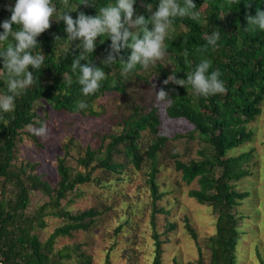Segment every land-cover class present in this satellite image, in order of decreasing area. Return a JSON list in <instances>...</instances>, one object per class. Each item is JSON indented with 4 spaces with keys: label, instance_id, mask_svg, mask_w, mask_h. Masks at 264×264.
I'll return each instance as SVG.
<instances>
[{
    "label": "trees",
    "instance_id": "trees-1",
    "mask_svg": "<svg viewBox=\"0 0 264 264\" xmlns=\"http://www.w3.org/2000/svg\"><path fill=\"white\" fill-rule=\"evenodd\" d=\"M53 2L58 9L62 7V0ZM81 2L82 0H69L71 5H79ZM114 2L115 0H93L91 6L80 4L71 15L75 18L79 11L96 15L99 7ZM245 2L247 0H195L196 11L200 13L199 22L176 18L173 25L176 32L165 40L174 67L167 68L161 63L154 67V71L159 73V90H165L171 98L167 108L169 116L189 120L204 144L200 151L204 155L202 160L185 162L176 153L173 157L183 180L188 184L195 180L199 183V188L189 191L190 196L200 203L211 204L217 215L216 232L207 240L211 249L210 264L237 263L241 234L239 221L245 218L238 207L250 193L238 190L235 182L251 174L247 165L253 152L248 151L238 156L227 154L252 139L253 132L247 125L261 114L264 101V31L245 30L246 15H254L257 7L264 9V0H252V5L248 8L245 7ZM149 3L155 10L158 0H136L134 16L150 15L147 10ZM8 17L10 12L6 10L4 0H0V21ZM64 27L62 21H52L50 28L38 37L40 48L38 45L36 51L41 50L45 55V65L33 72L34 83L17 98L15 111L0 114V178L14 183L16 189L13 197L9 198L5 191L0 195V261L2 264H57L58 259L55 254H51L57 239L90 229L102 214L97 207L73 212L63 205V200L79 185L93 181L101 183V178L94 174L99 168L112 174H121L129 163L141 170L144 163L148 162L150 171L147 173V183L152 198L150 226L154 242L151 264H162L165 240L159 232L157 216L165 213L166 209L159 204L164 194L160 191L157 174L159 152L166 146L169 138L160 133L161 120L157 108L145 112L142 106H136L132 113L123 118L122 131L110 136L111 141L102 156L98 155L99 151L89 147L86 156L78 159L83 170L73 174L67 159L59 157V181L56 186L33 172L35 164L28 163L21 167L14 164L18 145L23 140V131L28 126L44 124L45 119L37 110L40 103H47L56 111L99 115L100 112L94 107L98 99L109 93L125 92L127 80L122 81L120 78L119 61L112 66L102 63L110 51L111 41L106 37H98L96 49L93 54H89L91 57L88 62L102 67L106 72V79L94 95L84 97L81 94L76 74L71 72L73 59L80 53V41H67ZM213 30L219 31L221 35L217 47H209L204 52L197 51L206 43L205 34H211ZM130 51L122 49L121 55L126 59ZM202 58L211 59L212 69H219L222 73L220 79L226 89L223 94L197 96L190 85L184 87L172 82L167 85L163 83L169 75L186 79ZM144 70L147 69L138 66L129 79L133 76L144 78L141 74ZM69 76L73 80L71 87L64 82V78ZM5 90L6 71L0 63V92ZM81 100L88 107L78 110L76 105ZM145 131L153 135L146 143L142 141ZM29 135L38 142L37 136L32 133ZM192 136L195 137L194 133ZM120 154L124 155L123 161L117 159ZM32 190L43 191L50 200L34 213H28ZM48 214L63 219V224L46 241H42L34 233V228L45 227L44 216ZM169 226L173 229L175 224L170 223ZM188 228L192 237L197 240L196 231L190 226ZM59 256L64 258V252H60ZM106 264H110V254ZM174 264L181 263L175 260ZM195 264L205 263L200 257Z\"/></svg>",
    "mask_w": 264,
    "mask_h": 264
},
{
    "label": "rangeland",
    "instance_id": "rangeland-1",
    "mask_svg": "<svg viewBox=\"0 0 264 264\" xmlns=\"http://www.w3.org/2000/svg\"><path fill=\"white\" fill-rule=\"evenodd\" d=\"M12 3L4 0V5ZM174 32L175 27L171 35ZM158 63L167 68L174 67L171 54L166 51L160 60L141 71L144 78L133 76L127 80L125 92L109 93L98 99L94 107L99 115L56 111L49 104L40 103L37 110L45 119L48 135L37 137L36 142L29 135L32 132L28 126L23 131L14 164L17 167L35 164L33 172L56 186L59 181V157L67 159L75 174L83 170L78 159L86 156L89 147L99 151V156L103 155L111 141L110 136L122 131L123 118L136 106H142L145 112L157 108L161 120L160 133L169 138L158 156L157 182L164 194L159 204L166 209L165 213L157 216L159 232L165 240L162 264H174L175 260L181 264H195L200 257L205 264H210L211 249L207 240L216 232L217 215L211 204L200 203L190 196L189 191L199 188V183L197 180L191 184L184 181L173 157L176 153L185 162L202 160L204 155L200 151L204 144L199 134L194 132V124L185 118L170 117L167 111L169 103L157 102L160 84L159 73L154 71V67ZM261 108V114L247 125L253 132L252 139L227 154L238 156L253 152L247 165L251 174L235 182L238 190L250 193L238 207L245 218L239 221L241 234L236 264H264V101ZM151 138L153 135L149 131L143 132L142 141L146 143ZM117 159L123 161L124 155H118ZM149 171L148 162L141 170L129 163L121 174L99 168L94 174L101 178V183L93 181L79 185L63 200V205L73 212L97 207L102 214L90 229L57 239L51 253L58 259L57 264H106L109 254L110 264L152 263L154 242L150 226L152 198L147 183ZM3 191L9 198L15 196L14 183L0 178V195ZM49 200L43 191L32 190L28 213H34ZM44 220L45 227L34 228V233L42 241H46L63 224V219L52 214L45 215ZM170 223L175 224L173 229H170ZM188 226L196 231L197 240L192 237ZM118 228H121L120 231H117ZM60 252H64V258L59 256Z\"/></svg>",
    "mask_w": 264,
    "mask_h": 264
},
{
    "label": "clouds",
    "instance_id": "clouds-1",
    "mask_svg": "<svg viewBox=\"0 0 264 264\" xmlns=\"http://www.w3.org/2000/svg\"><path fill=\"white\" fill-rule=\"evenodd\" d=\"M92 3L93 0H82L80 4L91 6ZM135 4L136 0H115L114 3L99 7L96 15L79 11L75 18L71 12L76 11L79 5H71L69 0H62L59 9L53 0H13L11 5H6L10 17L0 21V63L6 71V90L0 93V114L15 111L17 98L34 83L33 72L45 65V55L36 49L38 45L40 48L38 37L50 28L52 21L64 23L67 41H80V53L73 59L71 72L76 74L81 94L88 97L94 95L106 79L102 67L88 62L91 57L89 54H93L96 49L98 37H106L111 41L110 51L102 63L112 66L119 61L120 78L126 81L138 66L148 69L164 56L167 51L165 40L171 38L176 18L200 20L195 0H158L155 10L149 3L147 10L150 15L147 17L134 16ZM251 5L252 0L245 2L246 8ZM246 20V31H264V9L257 7L254 15H246ZM204 39L206 43L197 51L216 48L221 35L219 31L213 30L211 34H205ZM122 49L131 50L126 59L121 55ZM184 54L187 56V51ZM221 75L219 69H212L211 59L202 58L186 79L169 75L163 83L167 85L172 82L184 87L190 85L195 95L208 97L226 91ZM64 82L71 87L72 77H65ZM156 100L161 104L171 103V98L163 89L156 94ZM76 107L83 110L88 105L81 100ZM30 131L37 137L45 138L48 135L45 124L30 126Z\"/></svg>",
    "mask_w": 264,
    "mask_h": 264
},
{
    "label": "built area",
    "instance_id": "built-area-1",
    "mask_svg": "<svg viewBox=\"0 0 264 264\" xmlns=\"http://www.w3.org/2000/svg\"><path fill=\"white\" fill-rule=\"evenodd\" d=\"M0 264H2V262L0 261Z\"/></svg>",
    "mask_w": 264,
    "mask_h": 264
}]
</instances>
